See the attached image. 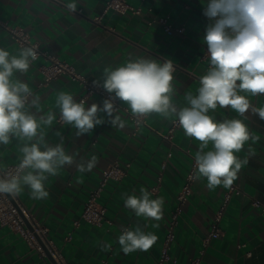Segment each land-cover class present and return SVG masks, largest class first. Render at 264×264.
I'll list each match as a JSON object with an SVG mask.
<instances>
[{
  "label": "crops",
  "instance_id": "obj_1",
  "mask_svg": "<svg viewBox=\"0 0 264 264\" xmlns=\"http://www.w3.org/2000/svg\"><path fill=\"white\" fill-rule=\"evenodd\" d=\"M105 1L76 0L77 10L70 12L65 5L72 0H0V19L13 26L24 27L42 49H49L74 64L90 80L101 84L105 79V68L121 66L130 56L133 59L137 56L152 58L161 63L171 60L176 69L173 102L178 108L187 106L185 94H197L199 77L209 67L207 61H201L207 46L203 36L209 23L203 15L202 3L205 0H146L142 3L130 0L134 6H141L140 15H122L106 10ZM100 16L102 20L98 23L94 18ZM166 16L174 27L183 26L184 32H165L155 19ZM0 48L16 55L21 49L2 29ZM40 62L32 63L25 74H14L13 79L28 84L33 94L29 100L40 97L39 108L26 105L29 112L39 116L51 109L58 117L57 94L69 92L79 102L84 91L66 76L37 88L42 79L38 70ZM249 99L253 105L264 107V94L249 96ZM103 100L99 95L89 96L85 107L92 103L102 106ZM121 105L127 108L123 102ZM115 114L124 119L125 128L112 127L105 113H98L105 121L103 124L96 126L91 134L79 137L74 127L57 120L51 127H45V144L54 147L63 142L66 152L74 156V163L60 169L58 176L48 177L45 184L48 198L32 199L26 186L19 194L23 205L48 228L49 237L72 264H156L176 195L199 148V142L186 137L180 127L172 144L163 138L175 117L152 114L147 125L131 137L132 122L122 110ZM209 114L217 121L244 119L230 108L218 107ZM245 116L244 122L260 140L256 144L249 141L241 152L236 153L241 159L247 157L249 162L242 167L233 183L242 189L243 194L234 196L228 204L220 223L223 235L203 246L214 213L222 204L227 189L219 186L209 190L206 179L201 177L196 180L193 193L184 206L172 245L171 255L177 262L166 264H191L203 248L199 264H264V215L252 205V199L264 195V121L251 112ZM250 144L254 155L248 152ZM22 146L23 142L15 137L10 144L0 145L2 164L19 162V148ZM211 147L209 144L205 151ZM93 155L98 158L96 167L91 172L80 173L77 164H86ZM116 159L123 165L130 163L131 167L124 180L109 182L100 198L114 225L108 229L83 222L74 230L72 240L66 242L65 237L73 222L79 219L89 190L98 184L104 169ZM160 170L163 171L159 193V197L164 199L163 219L154 221L137 217L133 210L125 207L123 197L125 194L140 195L142 187L150 192L157 183ZM154 224H159V227H154ZM125 225H130L131 229L139 226L146 233L156 234L158 240L147 252L138 250L126 255L118 243L120 228ZM241 243L245 247L238 249ZM104 244H110L111 249L101 250ZM247 251H251L250 257L245 255ZM0 264H43V261L17 233L0 226Z\"/></svg>",
  "mask_w": 264,
  "mask_h": 264
},
{
  "label": "clouds",
  "instance_id": "obj_2",
  "mask_svg": "<svg viewBox=\"0 0 264 264\" xmlns=\"http://www.w3.org/2000/svg\"><path fill=\"white\" fill-rule=\"evenodd\" d=\"M203 15L209 23L205 27L203 42L207 45L209 67L199 77L197 94H185L187 106L177 107L173 102L175 93L173 80L176 71L171 60L159 62L156 59L137 56L115 68H105L103 83L94 81L109 93L102 106L86 101L77 102L69 92L60 91L56 97L60 120L71 125L76 136L91 134L92 130L105 121L98 113H105L114 128H125V121L118 112L115 101L127 105L137 125L152 114L170 118L183 130L186 137L199 142L195 153L194 179L205 178L209 190L223 186L230 189L238 173L249 161L236 153L246 143L259 142L248 125L246 113L258 115L264 121V107L253 105L249 96L264 94V0H205ZM67 11L77 10L76 0L65 5ZM38 59L34 46H23L19 54H10L0 48V145H8L13 137L23 142L19 148V164L14 171L0 168V195L17 197L26 186L30 197L46 199L49 192L45 184L49 176H58L60 169L74 163L63 142L54 147L45 144L43 129L51 127L57 120L49 109L37 116L29 112L26 105L39 108L40 97L31 100L32 91L26 82L13 79L14 74H25ZM245 93V94H242ZM230 108L244 119L217 121L210 111ZM59 135V133H57ZM211 149L205 151L209 148ZM248 147L250 155L255 151ZM43 147V150H42ZM98 163L93 155L88 162L77 164L80 173L91 172ZM146 188L140 195L125 194L124 205L134 211L137 217L160 221L163 219L164 199L151 198ZM159 227V224H154ZM158 240L152 232H145L139 226L125 229L118 237L124 254L136 251L147 252ZM110 244L101 250L108 251Z\"/></svg>",
  "mask_w": 264,
  "mask_h": 264
},
{
  "label": "built area",
  "instance_id": "obj_3",
  "mask_svg": "<svg viewBox=\"0 0 264 264\" xmlns=\"http://www.w3.org/2000/svg\"><path fill=\"white\" fill-rule=\"evenodd\" d=\"M140 1L142 3L146 0ZM105 9L115 11L122 15L128 13H131L132 15H140L142 13L141 6H134L130 0H106ZM78 12L81 13L82 10L79 9ZM94 20L100 23L102 16L95 17ZM155 21L159 23L163 30L167 33L172 31L183 33L185 30L183 26L174 27L173 24L170 23L168 16L158 17L155 19ZM151 23L152 22L149 24ZM0 29L4 30L19 48H22L23 46H34L36 48L38 54V59L36 61H41L38 66V70L42 76V79L37 84V88L48 86L52 81L58 79L59 77L66 76L71 81L82 87L84 95L80 98V100H86L92 95H99L104 99L109 97L110 94L107 93L106 90H104L102 87L94 85V81L90 80L83 73L79 72L74 64L61 59L57 54L51 52L49 49H42L38 42L32 40L31 35L24 27L13 26L8 21L0 19ZM207 56L208 52L206 46L201 56V61H207L208 63ZM115 103L116 107L119 109L118 111L122 110L125 112L126 116L133 124V129L129 134L131 137L135 136L140 128L147 125L148 117L140 125H137L135 118L132 117L127 108L121 105L120 101H115ZM57 122L62 123L60 120V114L57 117ZM178 128L179 126L175 122V119L172 120L171 125L168 128L166 134H164L163 138L172 144L174 134ZM19 162L3 165L0 160V168H4L8 171H14ZM130 167V163L123 165L120 160L116 159L104 169L98 184L89 190L87 198L83 203V208L79 219L73 222L72 228L68 231L65 237L66 242H70L72 240L74 230L78 228L83 222L96 227L106 226L108 229L114 225V221L107 216V207L100 202V198L109 182H120L128 176ZM194 175L195 160H193L191 167L185 176V181L182 185V188L176 195L175 204L169 215L166 232L156 264L177 262L176 259L171 255L172 245L176 240L177 229L181 221V215L183 213L184 206L188 202L189 197L192 195L194 190V185L197 180L193 178ZM162 178L163 171L160 170L158 172L156 185L150 189L153 199L159 197ZM242 194V189L236 184H233L230 189L225 191L222 204L215 211L214 218L210 225V230L204 238V247L207 246L210 240L223 235V230L220 227V223L228 207V204L234 196H239ZM252 205L257 208L262 215H264V195L259 199H252ZM0 226L7 227L11 231L17 233L27 243L31 250H34L38 253L43 261V264H72L65 258L55 241L49 237L48 228L43 225L34 215H32L23 205L19 195L15 198L9 195H0ZM125 229H131V226L125 225L121 227V234ZM244 247V243L238 244L237 246L238 249H242ZM203 253L204 248L199 251L198 257L193 259L191 264H199L200 255ZM245 255L250 257L252 253L251 251H247Z\"/></svg>",
  "mask_w": 264,
  "mask_h": 264
}]
</instances>
